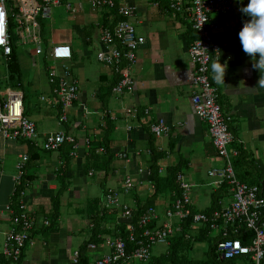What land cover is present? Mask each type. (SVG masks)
<instances>
[{
	"label": "crops",
	"instance_id": "0c3cea01",
	"mask_svg": "<svg viewBox=\"0 0 264 264\" xmlns=\"http://www.w3.org/2000/svg\"><path fill=\"white\" fill-rule=\"evenodd\" d=\"M118 1L136 7L131 21L146 37L134 68L136 86L132 92L123 95L113 92L116 76L97 58L101 49V28L118 19L115 11H94L86 6L85 10L74 13L63 3L55 6L50 19L43 23L45 50L63 43L72 46L73 58L69 64L79 79L80 98L72 107L70 121L66 124H60L58 110L41 99L42 95L51 94L50 66L62 74V63L44 56H38L35 62L30 55L35 54L34 44L15 45L13 55L19 64V73L11 77L9 65L7 67L4 58L0 57L7 72L6 79L9 76L21 89L24 85L32 86L33 97L29 100L26 91L22 90L26 114L36 122L40 141L51 133L66 129L80 145L75 154L71 144L53 152H44L35 145L39 155L29 160L25 168V174L30 178L23 182L26 199L42 223L44 219L51 221L55 213L54 199L59 196V216L54 227L43 225L34 232L20 261L5 264H75L73 253L77 249L80 252L86 249L93 264L108 251L103 241L96 250H88L87 244L92 242L93 233L114 235L122 231L123 224L130 222L119 209L104 207L108 189L119 190L121 202L139 210L148 204L155 192V183L149 177L155 166L159 167L160 175L180 168L179 173L194 184L192 200L198 210L216 206L220 209L232 200L230 190L212 183L209 171L221 166L222 162L217 156L209 125L196 114L192 102L195 64L189 47L196 37L192 23L188 18L176 16L167 0ZM247 2L243 0V4ZM234 3L230 14L213 16L220 25L215 32L220 49L214 53L210 75L220 92L222 112L230 117V129L237 139L230 149L237 145L244 149L236 162V172L241 181L262 183V187L259 186L264 189V87L259 85L264 74L253 67V58L242 49L238 33L249 17L241 12L240 0H234ZM220 64L225 66L223 81L216 80L213 71V65ZM30 101H33L32 108L27 105ZM146 109H149L148 113ZM161 117L172 127L168 137L159 138L151 131V123ZM129 125L134 128L129 130ZM87 139L93 142V147L86 144ZM102 147L106 152L101 151ZM33 149L27 142L6 139L0 134V156L5 160V172L0 176V231L11 224V216L4 208L7 203L14 202L19 186L15 182L19 155L28 152L30 159ZM154 149L161 154L157 164L150 160ZM97 161L99 167L92 168ZM126 176L134 182V188L128 193L124 189ZM173 194L165 191L153 200L152 204L160 214L159 224L165 220L161 214L170 207ZM98 204L107 211L104 219L95 221L93 214ZM95 222L96 226H93ZM218 234L219 230L209 228L206 239L194 244L190 257L197 264L208 259H196L201 247L209 246L208 241H218ZM164 253L167 252H153L151 259ZM236 258L243 264H253L246 256ZM128 264L138 262L133 260Z\"/></svg>",
	"mask_w": 264,
	"mask_h": 264
},
{
	"label": "built area",
	"instance_id": "2783aa9c",
	"mask_svg": "<svg viewBox=\"0 0 264 264\" xmlns=\"http://www.w3.org/2000/svg\"><path fill=\"white\" fill-rule=\"evenodd\" d=\"M176 16L188 18L192 23L196 37L189 50L192 62L195 64L192 102L196 114L209 125L217 156L221 166L209 171L213 184L229 183L232 200L230 203L216 209L212 214L196 213L189 234L200 231L199 224H209L217 229L222 236L217 247V253L225 258L236 255H249L253 264H264V189L258 185L241 181L234 168V158L239 155V148L230 149L237 142L230 129V117L225 116L219 103L220 92L211 78L210 69L214 53L220 49L215 39L219 23L214 15L225 16L233 12L234 0H167ZM65 3L67 9L78 13L89 6L92 10L117 9L118 19L111 20L102 26L100 31L101 49L97 58L101 64L112 69L117 78L113 92L122 95L132 92L136 86L134 68L138 61V51L146 43L145 35L141 34L131 21L136 7L118 0H81L74 3L70 0H0V57L8 67L15 45H35V54H30L37 62L38 56L61 62L63 73L58 74L54 66H50L48 81L51 85L50 96L42 95V101H47L58 110V121L65 124L70 120L71 110L80 98L79 79L72 73L69 62L73 58L70 44H57L50 49L43 47V23L52 15V9ZM14 22L13 27L11 26ZM17 39V40H16ZM1 63V62H0ZM8 69V68H7ZM7 85L2 86L0 72V134L6 139L30 141L46 151H57L70 143L74 149H79L76 138L65 129L39 139L36 122L26 114L25 93L14 86L9 76ZM82 106H85L81 103ZM149 109H146V113ZM134 126L129 125L128 129ZM152 133L159 137H168L172 133L171 125L165 118L156 119L150 125ZM90 144V139L86 140ZM105 151V148H101ZM126 156V154H120ZM29 161L28 152L19 155L15 182L19 185L25 174ZM4 158L0 156V176L5 172ZM182 189L181 197L177 198L166 211V220L157 224L160 215L155 206L142 210L137 224L130 223L126 237H107L105 244L108 251L98 257L93 264H128L133 260L147 262L152 256L155 245L168 243L177 232L182 231V222L191 215L192 188L183 173L177 176ZM134 188L130 176H126L124 189L129 192ZM104 207L123 208V215L133 218V209L120 200V191L109 188L105 195ZM4 210L11 216L10 226L0 231V264L18 262L32 239L34 232L50 221L39 222L31 203L27 201L25 192L18 202H9ZM103 215V211L100 212ZM140 229V233H138ZM242 229L253 232L249 244H244L239 238L232 239V234H238ZM133 244L129 249V245ZM89 249H97L96 243H90ZM75 264H81V253L77 249L73 253Z\"/></svg>",
	"mask_w": 264,
	"mask_h": 264
},
{
	"label": "trees",
	"instance_id": "16d2710c",
	"mask_svg": "<svg viewBox=\"0 0 264 264\" xmlns=\"http://www.w3.org/2000/svg\"><path fill=\"white\" fill-rule=\"evenodd\" d=\"M114 11L117 13V9H114ZM13 25H14V22L12 21L11 26L13 27ZM8 65H9V71H10L11 77H13L14 75H17L19 73V64H18L15 56L13 55V53H12V56L10 57V59L8 61ZM116 82H117V80H116ZM105 116L108 118V114H105ZM26 142L30 144L31 148H34L33 150H31L32 157L30 156L29 160L34 159L35 155H39V152L37 151L38 149L35 146L36 144H33L30 141L29 142L26 141ZM66 144H68V143H66ZM90 144H91V147L94 146L93 142L92 143L90 142ZM72 147H73V145H72ZM236 147H238L240 151H239V155L234 158L235 170H236V167H237L236 162L240 159V157L244 153V149L240 145L239 146L237 145ZM42 150L44 152H53V151H46L44 149H42ZM156 151H158V150L157 149L156 150L155 149L152 150V157L150 159L151 162H155V164H157L158 158L161 157V154L160 153L157 154ZM95 163L96 164L94 166H92V168H94V169L98 168L99 165H100L98 161L95 162ZM179 172H180V168L179 167H175L173 169H170L169 172L166 175H160L158 166H155V167L152 168V171H151V174H150L149 177L155 183V192L152 195V197L149 198V200H148L149 202H148V204L146 206L140 208L139 210L135 209L134 221H135L136 224H137L139 216L142 213V210L144 208H146L148 206H155V205L152 204L153 200L160 193L165 192V191H171L172 193H174L173 194V198H172L173 202L177 198L181 197L182 189H181V186H180V182H179V180L177 178ZM237 175H238V178L241 179L240 175L239 174H237ZM27 179L28 180L30 179L29 176H27V174H24L23 180L19 184V186L17 188V192L15 194V198H14L15 199L14 200L15 203H17L19 198L22 196V192L25 190V185H26L23 182L25 180L27 181ZM245 182H247V181H245ZM247 183L260 185L258 183H252L250 181H248ZM222 186L227 188V190H230V187H231L229 185V183H227V182L223 183ZM260 186L262 187V183H261ZM214 202H215V199H214ZM172 203H171V205H172ZM189 207L191 208V212L192 213H191V215H189L187 217L186 220H183V222H182V225H183L182 226L183 227L182 231L178 232L176 235H174V236H172L170 238V243H169L170 248L168 249L167 253H164V254L160 255L159 257H156V259H151L149 262H146L145 264H197L196 261H194V259L192 257H190L191 256L190 251L192 250V248H193V246H194V244L196 242L203 241L204 239H206V236H207V233H208V230H209L210 226H209V224L201 223V225H200L201 226L200 233L199 234H189L190 236L187 235V233H189L188 230L190 229V227L193 224L194 215L196 213H203L204 212V213L210 215V214H212V212L215 209H219V208L216 206V207H214V208H212L210 210H205L204 211V210L196 209L194 204H192ZM59 209H60V200H59V196H58V198L54 199V210H55V213L52 215L53 217L51 218V224L49 225L48 228H52V227L55 226L56 221H57V217L59 216ZM100 211H104L106 213L107 210L105 208H102V207L100 208V206L98 204V207H97L96 211H94L95 213L93 214V217H94L95 221H96V219H104L105 218V214L103 216H99V212ZM114 211H116V210L114 209ZM165 220H166V218H165ZM95 226H96V222H95ZM127 227H128V224L127 225L123 224L122 232L121 233L117 232L114 235L115 236L116 235H122V236L126 237V235H127ZM100 234L97 233V232L93 233L91 241L95 242L97 244H99V242H101V241L104 242L107 239L108 235L103 236V235H105L104 232H102L101 236H100ZM232 237L233 238L239 237V238H241L243 240L244 243H249V242H251V239L253 238V233L250 230H248V229H242L241 232H239L238 234H234ZM92 242H89V243H92ZM89 243L87 244V248H88ZM217 245H218L217 239H215L214 242L210 241L209 251H208V255H209L208 259L203 260V261H201L198 264H234V259L235 258L223 259V258L220 257V255L216 252ZM98 246H100V245H98ZM131 246H133V244L129 245V249L131 248ZM83 249H85V247ZM85 250L80 252L81 253V264H92L89 261V257L87 256ZM88 250H89V248H88Z\"/></svg>",
	"mask_w": 264,
	"mask_h": 264
},
{
	"label": "clouds",
	"instance_id": "9594fccd",
	"mask_svg": "<svg viewBox=\"0 0 264 264\" xmlns=\"http://www.w3.org/2000/svg\"><path fill=\"white\" fill-rule=\"evenodd\" d=\"M240 3L241 12L249 17L238 33L242 49L253 58V67L264 74V0H248L247 4L240 0ZM213 71L215 79L223 81L225 66L213 65ZM259 85L264 87V75L261 76Z\"/></svg>",
	"mask_w": 264,
	"mask_h": 264
},
{
	"label": "rangeland",
	"instance_id": "374dc122",
	"mask_svg": "<svg viewBox=\"0 0 264 264\" xmlns=\"http://www.w3.org/2000/svg\"><path fill=\"white\" fill-rule=\"evenodd\" d=\"M70 1H72V2H76L77 0H70ZM54 9V8H53ZM55 11H56V9H55ZM50 18H47L46 20H45V22H47L48 20H49ZM20 50V49H19ZM19 53H20V51H19ZM22 54V53H21ZM43 65V64H42ZM30 67L32 68L33 66L32 65H30ZM0 72H1V81H2V86L3 87H5L6 85H7V81H6V76H7V72H6V69H5V66L1 63L0 64ZM14 86H16L15 84H14ZM32 86H30V85H24V87L22 88V89H24L25 91H26V95H27V100H29V98H32L33 96H31V94H32V88H31ZM30 104V105H29ZM29 104H27L30 108H32L33 107V101H30V103ZM212 178V177H211ZM166 214V213H165ZM165 214H161V217L162 218H164V216H165ZM218 240H219V238H218ZM213 242H214V240H212ZM208 244H210L209 243V241L207 242ZM209 246H207V245H205V246H203V247H201V251H200V255L199 256H197L196 257V259H198V260H200V259H206L207 257H209V255H208V251H209V248H208ZM167 250H168V244H165V243H161V244H157V245H155L154 247H153V249H152V251L154 252V254H160V253H162V252H167ZM235 262H238V264H243V262L241 261V259L240 258H235L234 259V263Z\"/></svg>",
	"mask_w": 264,
	"mask_h": 264
},
{
	"label": "bare ground",
	"instance_id": "6f19581e",
	"mask_svg": "<svg viewBox=\"0 0 264 264\" xmlns=\"http://www.w3.org/2000/svg\"><path fill=\"white\" fill-rule=\"evenodd\" d=\"M116 94V93H115ZM118 95V94H117ZM123 95V94H122ZM76 103V102H75ZM219 103H220V99H219ZM70 121V120H69ZM68 121V122H69ZM67 123V122H66ZM65 123V124H66ZM66 130V129H65ZM67 131V130H66ZM68 132V131H67ZM70 133V132H69ZM71 134V133H70ZM72 135V134H71ZM74 136V135H73ZM75 137V136H74ZM76 138V137H75ZM76 141L78 142V140H77V138H76ZM91 142V141H90ZM68 144H70V143H68ZM72 145V144H71ZM79 149H80V147H79ZM78 149V150H79ZM78 150H76V149H74V147H73V151H72V153H76ZM102 151V150H101ZM235 168V167H234ZM236 171V170H235ZM149 174H150V172H149ZM236 174H237V172H236ZM238 176V175H237ZM24 177V176H23ZM253 185H257V184H253ZM259 186V185H258ZM130 192V191H129ZM128 193V192H127ZM120 195H121V193H120ZM192 202H193V200H192ZM124 204V203H123ZM193 204H194V202H193ZM127 205V204H126ZM130 206V205H129ZM132 209H133V212H134V217L133 218H128V219H130V222L128 223V225L130 224V223H132V222H134L135 223V221H134V218H135V209L132 207V206H130ZM118 209V208H117ZM120 210V212H121V214H122V216L123 217H125L124 215H123V208H120L119 209ZM216 210V209H215ZM101 212V211H100ZM100 212H99V216H103L104 214H105V212L103 211V215H100ZM159 213V212H158ZM204 213V212H203ZM160 215V214H159ZM125 218H127V217H125ZM165 218H166V214H165ZM49 220V219H48ZM50 221V220H49ZM50 224H51V221H50ZM49 224V225H50ZM136 224V223H135ZM157 224H159V223H157ZM49 225H45V226H49ZM95 224H93V226H94ZM128 228V227H127ZM211 228V227H210ZM212 229V228H211ZM119 233H121L122 231H118ZM179 232H181V231H179ZM138 233H140V229H138ZM178 233V232H177ZM176 233V234H177ZM253 233V232H252ZM175 234V235H176ZM234 234H232L230 237L232 238V239H236V238H239V237H235V238H233L232 236H233ZM116 236H122V235H116ZM115 235H108L107 237H116ZM122 237H124V236H122ZM218 237H219V240H218V244H219V241L222 239L221 237V235H220V232H219V234H218ZM240 240H242L241 238H239ZM252 240V239H251ZM243 241V240H242ZM93 243H95V242H93ZM104 244H105V241L103 242ZM170 243V239H169V241H168V243H165V244H169ZM244 243V242H243ZM250 243V242H249ZM249 243H244V244H249ZM90 244V243H89ZM97 244V243H96ZM98 245V244H97ZM89 246V245H88ZM105 246H106V244H105ZM217 247H218V245H217ZM89 248V247H88ZM106 248L108 249V247L106 246ZM93 250H96V249H93ZM216 252H217V249H216ZM219 254V253H218ZM152 256H153V251H152ZM152 256H151V258H152ZM238 256H246V257H248V258H250V256L249 255H244V254H240V255H236V256H234V257H231V258H225V257H223V256H221L220 255V257L221 258H223V259H232V258H236V257H238ZM151 258H150V260H151ZM251 259V258H250ZM149 260V261H150ZM149 261H147V262H149ZM252 261V260H251ZM146 262H141V264H145Z\"/></svg>",
	"mask_w": 264,
	"mask_h": 264
}]
</instances>
